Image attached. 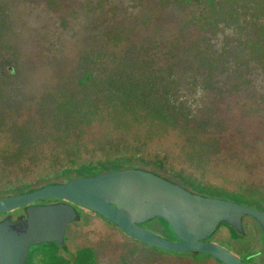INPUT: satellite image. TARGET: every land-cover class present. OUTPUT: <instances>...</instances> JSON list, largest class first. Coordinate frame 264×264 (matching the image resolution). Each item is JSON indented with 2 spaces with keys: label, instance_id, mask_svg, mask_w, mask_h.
I'll return each instance as SVG.
<instances>
[{
  "label": "rangeland",
  "instance_id": "rangeland-1",
  "mask_svg": "<svg viewBox=\"0 0 264 264\" xmlns=\"http://www.w3.org/2000/svg\"><path fill=\"white\" fill-rule=\"evenodd\" d=\"M215 7L207 19L197 0H0V193L143 169L264 213V64L246 41L263 19ZM77 209L69 257L90 246L96 264H223ZM145 227L174 240L156 218ZM243 228L209 241L258 264L264 234L250 215Z\"/></svg>",
  "mask_w": 264,
  "mask_h": 264
},
{
  "label": "water",
  "instance_id": "water-1",
  "mask_svg": "<svg viewBox=\"0 0 264 264\" xmlns=\"http://www.w3.org/2000/svg\"><path fill=\"white\" fill-rule=\"evenodd\" d=\"M45 198L66 202L33 205L28 217L0 222V264H26L30 248L48 242L64 244L70 222L78 218L73 204L86 207L134 239L170 252L203 253L223 264H248L209 238L223 223L243 231V218L252 216L264 233V213L254 207L196 194L154 172L125 169L54 183L31 192L0 198L4 213ZM162 218L177 240L156 234L143 224Z\"/></svg>",
  "mask_w": 264,
  "mask_h": 264
},
{
  "label": "trees",
  "instance_id": "trees-1",
  "mask_svg": "<svg viewBox=\"0 0 264 264\" xmlns=\"http://www.w3.org/2000/svg\"><path fill=\"white\" fill-rule=\"evenodd\" d=\"M197 1L206 6L205 18L207 19H211V17L208 15L210 11L214 15L217 14V12L214 10L216 9L215 7L216 4H218L220 7H223L224 5H228V6L230 5L231 8H235V9H238V7L240 6V7H248L250 10H256L257 11L256 16L261 17V19H263V22L260 23V25H258V23L255 24L256 34L251 35V36H254V35L255 36L253 38H248V40L246 41L252 46H254V49H250V50L252 51L255 57H260L261 61L264 64V0H197ZM235 17L237 18V16ZM237 22L239 21L237 20ZM54 183H61V182L60 181H54V182L46 181L41 184H34L33 187L28 188V190L34 191L36 189H39L46 185L54 184ZM20 192H23V191H20ZM2 195L3 194L0 193V196ZM156 219L159 220V223L161 224L162 227H164L166 231H169L172 238L176 240L177 237L171 225L162 218H156ZM224 223L227 224L226 222ZM143 225L145 226V223ZM230 227L232 228L233 231H238L233 226H230ZM62 248L63 246L59 244L58 242H48V243H42L39 245H34L32 255L30 256V259L28 260V264H96V253L94 249L90 246H84V247L78 248L74 256L72 257L71 256L67 257L65 255L60 254V251L62 250ZM158 250H162V249H158ZM185 253H188L192 256L196 254H200V253H192V252H185Z\"/></svg>",
  "mask_w": 264,
  "mask_h": 264
},
{
  "label": "flooded vegetation",
  "instance_id": "flooded-vegetation-1",
  "mask_svg": "<svg viewBox=\"0 0 264 264\" xmlns=\"http://www.w3.org/2000/svg\"><path fill=\"white\" fill-rule=\"evenodd\" d=\"M33 191V190H31ZM31 191H26V192H31ZM26 192H21V193H18V194H22V193H26ZM18 194H9V195H6V194H3L2 196H0V198H4V197H10V196H15V195H18ZM59 202H66L62 199H59V198H45V199H42V200H39V201H36L34 203H31L29 205H25V206H22V207H19V208H16V209H13V210H10V211H7V212H4V213H0V222L6 220L7 218H10L11 221L13 223H17L21 217L23 218H27L28 217V208L30 206H33V205H47V204H56V203H59ZM75 206V209L78 213V207L81 206V205H77V204H73ZM83 207V206H81ZM94 212V211H93ZM81 215L78 213V218L80 217ZM252 217V216H251ZM78 218L76 220H78ZM257 222V221H256ZM222 224H225L224 222ZM259 224V223H258ZM227 225V224H226ZM229 225V224H228ZM231 226V225H230ZM260 226V225H259ZM261 228V226H260ZM244 230V228H243ZM262 230V228H261ZM240 232V231H238ZM243 232V231H242ZM241 232V233H242ZM262 233H263V230H262ZM233 234V233H232ZM264 234V233H263ZM65 237H66V234H65ZM177 240V239H176ZM263 242H264V239H263ZM63 246L62 250H65L66 249V243H65V240H64V244H61ZM62 250L60 251V254L62 255H65L67 256L65 253L62 252ZM258 254H262L261 251L258 252ZM32 255V252H31V249H30V252H29V256H28V259L26 261V264H28V260L30 259V256ZM68 257V256H67ZM258 259V258H257ZM246 262V261H245ZM258 264H264V255H263V258L260 259L259 263Z\"/></svg>",
  "mask_w": 264,
  "mask_h": 264
}]
</instances>
